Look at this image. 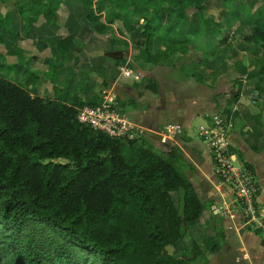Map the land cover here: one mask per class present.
<instances>
[{
	"label": "trees",
	"instance_id": "trees-1",
	"mask_svg": "<svg viewBox=\"0 0 264 264\" xmlns=\"http://www.w3.org/2000/svg\"><path fill=\"white\" fill-rule=\"evenodd\" d=\"M229 1L134 0L146 13L137 42L146 63L172 67L178 57L199 48L216 33L207 4ZM65 2L84 7L75 18L96 34H107L115 21L123 23L113 0H0L5 10L0 8V43L11 13L29 30L55 23ZM190 8H195L192 14ZM164 17L170 24L163 28ZM243 40L264 48V22L257 16ZM52 43L62 61L75 46L66 33ZM262 73L264 55L247 75ZM32 76L40 82L41 76ZM146 87L156 90L155 82ZM60 92L34 96L0 76V264H189L201 255L187 224L197 221L207 205L177 166L179 148L169 146L162 154L137 138L123 141L93 131L76 115L80 106L98 101ZM239 95L240 85L232 101ZM125 105L117 98L120 112ZM180 239L190 256H177ZM206 244L212 251L218 248L213 241Z\"/></svg>",
	"mask_w": 264,
	"mask_h": 264
},
{
	"label": "crops",
	"instance_id": "crops-1",
	"mask_svg": "<svg viewBox=\"0 0 264 264\" xmlns=\"http://www.w3.org/2000/svg\"><path fill=\"white\" fill-rule=\"evenodd\" d=\"M253 1L245 0L243 5H239L237 0L236 2L233 0L230 7L219 4L207 10V14L213 22V29L216 31L215 36H211L207 42L204 40L205 43L201 44L199 48H191L186 55L178 57L174 66L162 65L171 69L170 71H174L175 67L176 70H179V72L175 71V74L173 72V78L170 79L164 93L159 91V82L156 79L144 83L145 85L141 84L143 80L133 82L124 78L119 69L120 66L128 67L127 65L120 64L116 67L119 77L123 81L136 86L137 98L143 104L140 109L138 108L134 112L131 111L128 114L124 113V110L121 112L126 114L130 122L135 125L137 142L142 143L143 138L147 137L152 144L156 143L152 141L155 136L151 132L153 127L161 123L179 124L186 131L182 134L183 137L177 138L178 135H176L172 140H168L162 146L161 153L166 154L169 146L179 148L180 157L177 160V166L191 182L200 200L207 205L197 221L187 224L193 238L202 250L208 247L207 240L213 241L217 247H220L227 229L234 230L239 238H244L249 244L246 231H241L245 223L242 224L238 220L241 217L237 210L238 207L236 210L233 208L235 204H233L232 191L217 177L211 155L198 136L199 126L209 123L211 115L217 111L232 116L229 149L237 155L241 164L251 170L257 181L256 206L264 223V73L247 75V73L253 72L256 66L259 68L260 56L264 55V48L252 47L244 40L234 42L237 36L243 38L248 34L254 16L264 22V6L259 7L258 2L251 5ZM66 4L67 2L57 9L55 23L41 22L34 25L31 30L35 29L39 32L37 36L39 38L36 37V40L29 39L34 35L25 34L26 22L21 17L19 20H13L14 17L11 13V16L6 18V22L11 24L13 32L6 35L4 43H0V47H6V52L0 53L4 60L2 64L15 66L18 73H21L25 67L41 76L38 88L32 84L28 85L29 89L36 91L34 96L54 97L56 94L61 95L60 91L62 90L67 91L70 96L82 93L78 94L77 87H71L72 81L69 82L75 75H78V70L75 68H79L82 61L79 59L76 67L72 68L70 63L73 49L67 53L66 60L62 61L52 43L65 33L74 38L70 32V28L73 26L71 24L79 20L76 18L73 22L70 20L73 10L65 11ZM2 13H5V10ZM233 20L236 22L237 28L234 29L235 34L231 40H228L225 33L228 28H232L230 24ZM61 25H64L69 33L64 32L60 36L57 34L50 36V32ZM136 27L139 28L140 24ZM134 29L132 31H136ZM2 32L5 33L3 28ZM19 37L22 38V41L15 44ZM28 41L33 43L34 49L29 46ZM94 58L98 61L94 60L91 68L96 67L95 71H99L106 67L101 58ZM55 59L60 61L57 66L52 62ZM178 63H180L179 66ZM69 67L71 70L68 69ZM200 67L201 76L195 74V71ZM244 69L247 73H243ZM49 80L57 82L58 93H54V86ZM152 82H155L156 85L155 92H151L146 87ZM64 83H67L68 86L65 87ZM142 85L144 87H141ZM239 85V98L233 102L232 93L237 90ZM84 88L87 90V85ZM182 93L185 94L184 97L181 95ZM80 96L84 97L83 100L89 101L85 96ZM126 106L127 103L124 108ZM154 133L157 135L158 132ZM174 194L177 195V193H171L174 203L177 205L173 197ZM229 212L232 213V217L228 214ZM259 242V249H264V240H259ZM178 244L180 250L183 251V248L186 247L184 241H179Z\"/></svg>",
	"mask_w": 264,
	"mask_h": 264
},
{
	"label": "rangeland",
	"instance_id": "rangeland-1",
	"mask_svg": "<svg viewBox=\"0 0 264 264\" xmlns=\"http://www.w3.org/2000/svg\"><path fill=\"white\" fill-rule=\"evenodd\" d=\"M197 1L199 0H191L192 3H195ZM232 1L233 0L225 3L224 6L230 7L232 5ZM234 1L236 2V0ZM244 2L245 0H237V3L239 5H243ZM255 2H258L259 7L264 6V0H254L251 5L256 4ZM112 5L115 9L121 10L123 12L124 19L123 23L120 21H115V23L110 27L108 33L105 35H99L93 31L86 30L84 19H79V21H76V23L71 24L73 25L72 27L69 24V26L71 27L70 32L72 33V35H74L76 42L73 48L70 66L74 68L76 67L75 65L78 63L79 59L82 61L81 66L79 68H75L78 70V75H75L72 79L69 80V82L72 81L71 87H77L78 90H76V92L78 94L82 92L80 95L85 96L88 100L94 98V100L99 99V102L102 99L103 91L112 89L117 98L127 103V106L123 110L124 113L128 114L131 111L134 112L138 108L140 109L143 104L142 101L137 98L136 86L123 81L119 77L116 68L117 65H127L128 67L133 68L135 71H137L142 76L143 82L141 84H146L152 79H156L159 82V91L161 93H164L166 91L168 84L171 81L170 79L173 78V72L175 74V71L179 72V70H176L175 67L174 71H170L171 69L166 66L161 65L154 67L146 63V56L143 54L140 46L137 44L138 40H140L141 38L140 31L145 23L143 16L146 13L137 6V2H134L133 0L127 3V1L125 2L124 0H113ZM217 5H219V3H211L210 5L208 3L207 10H209L210 7L214 8ZM0 7L3 8L2 6ZM70 10H73L70 18V20L73 22V20H75L73 14H75L77 11L83 12L84 7L78 3L67 2L65 11L68 12ZM175 10L179 11L178 8ZM194 10L195 8H190L188 10L189 14H192ZM13 17L15 18H13V20H19V16H17L16 13L13 15ZM138 24H140L139 28L136 27V25ZM169 24L170 19L164 17L161 22V27H167ZM10 25L11 24H4L2 26L3 31H5V39L6 35H9L13 32L11 31L12 28ZM38 25L40 26V24ZM131 26H133L135 28L134 30L136 31L130 30L129 27ZM230 27L232 28L227 29L225 33L226 35L231 30L237 28V24L234 20L232 21V24H230ZM64 32H67V29L64 25H61L57 29L52 30V32H50V36L54 34L60 36ZM67 33H69V31ZM25 34L34 35V37H29V39L34 38V40H36L39 32H37L35 29H26ZM38 38L39 37H37V39ZM237 40L239 42L240 40H243V38L237 36L234 39V42L236 43ZM21 41L22 38L19 37L18 41L15 42V44H19V42ZM28 42L29 46L34 49L33 43L31 41ZM5 52L6 47H0V53L4 54ZM76 55L78 56L76 57ZM1 56L3 55H0V76L24 86L30 91L32 95L36 94L35 90L28 88V85L30 83L34 84L35 87H37L38 85L39 81H37L36 78L32 76V74L35 73L25 67L21 70V73H18V69L15 66H7L5 64H2L4 63V60ZM94 57L101 58L106 67L99 71H95L96 67L91 68L94 60L98 61V59H95ZM52 62L53 65H58V63H60L58 59L52 60ZM179 65L180 63H178V66ZM68 69L71 70V67H69ZM195 74H199V76L202 75L201 67L195 71ZM35 81H37V83ZM50 82L54 85H57V82L55 81ZM63 85H65V87L68 86L67 83H64ZM85 85H87V90H85L84 88ZM144 85H142L141 87H144ZM181 95L184 97L185 94L182 93ZM82 98L84 99V97ZM174 125L180 126L179 124ZM166 126H168V124L165 123H161L156 127L152 126L153 129L151 133L155 136L153 137L152 141L156 143L152 144L147 137L143 138L142 143L156 151L161 152L163 142L161 141V136L158 133L165 132ZM181 130L182 131L177 134V138L183 137L182 134L186 133V131L182 128ZM153 131L158 132L157 135ZM173 197L175 199V202L177 203V195L174 194ZM237 207L238 206L235 204L233 208L236 210ZM238 220H240V222L244 224V219L242 217H239ZM227 230L228 231L223 235L220 247H218L214 251L210 250L208 247L203 249V253L199 255L195 260L189 262V264H264V249H259V240H264V229H260V227H257V224L255 223L245 225L244 228L241 229V231H246L249 239V244L246 243V240L244 238H239L234 230ZM180 241L184 240L180 239ZM208 242L211 243L210 240H207V243ZM183 249V251L180 250L177 253V256H181L183 254L190 256V250L186 247H184Z\"/></svg>",
	"mask_w": 264,
	"mask_h": 264
},
{
	"label": "built area",
	"instance_id": "built-area-1",
	"mask_svg": "<svg viewBox=\"0 0 264 264\" xmlns=\"http://www.w3.org/2000/svg\"><path fill=\"white\" fill-rule=\"evenodd\" d=\"M234 30L227 33L231 40ZM124 78L133 82H140L142 78L133 69L120 66ZM77 121L90 127L93 131L123 141L135 138V125L130 122L126 114L117 109L116 95L111 89L103 91L102 99L97 105L84 104L78 108ZM232 128V116L217 111L211 115L209 123L199 126L198 136L208 149L217 177L232 191L233 204L244 219L245 225L257 224L264 229V223L256 206L258 195L257 181L251 170L239 162L235 153L229 149V137ZM182 130L180 126L168 125L165 132L160 134L162 144L172 140ZM164 148V147H163ZM231 217L232 213H228Z\"/></svg>",
	"mask_w": 264,
	"mask_h": 264
}]
</instances>
